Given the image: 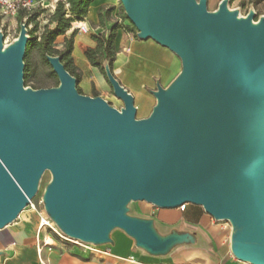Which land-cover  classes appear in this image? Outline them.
Masks as SVG:
<instances>
[{
    "label": "water",
    "instance_id": "1",
    "mask_svg": "<svg viewBox=\"0 0 264 264\" xmlns=\"http://www.w3.org/2000/svg\"><path fill=\"white\" fill-rule=\"evenodd\" d=\"M119 1L139 39L181 61L178 76L152 92L156 102L144 119L135 118L133 97L107 65L119 110L79 93L58 57H46L56 87L25 88L26 24L7 47L0 34V230L48 171L42 204L68 238L100 246L119 228L138 248L164 254L191 236L160 237L127 205L193 204L229 223L238 261L264 264V17L253 26V16L237 19L225 0L215 13L206 0Z\"/></svg>",
    "mask_w": 264,
    "mask_h": 264
},
{
    "label": "crops",
    "instance_id": "2",
    "mask_svg": "<svg viewBox=\"0 0 264 264\" xmlns=\"http://www.w3.org/2000/svg\"><path fill=\"white\" fill-rule=\"evenodd\" d=\"M114 4L115 0H93L81 21L88 32L78 34L75 31L77 24L73 22L66 33L56 39L60 49L65 38L73 37L71 57L80 75L77 87L86 96L104 98L100 93L110 87L99 69L90 65L85 51L95 48L93 35L109 32L113 23L109 19L111 13L105 17V12ZM100 11L104 16L102 23L98 21ZM114 48L113 76L133 97V104L138 100L147 104L156 102L152 92L158 85L166 88L181 71L179 57L152 39L133 38L118 29ZM127 207L134 209L133 215L127 213L129 216L150 221L158 236L186 234L192 240L175 243L166 253L153 255L138 248L135 240L123 230L114 228L109 233L110 242L98 246L101 251L108 249L110 255H97L76 245L58 244L52 237L45 238L53 245L46 246L39 257V224L35 213L27 209L0 230V264H41L40 260L45 264H129L125 261L129 256H134L137 264H242L231 252L229 227L222 230L201 206L186 204L180 211L178 208H158L145 201H132Z\"/></svg>",
    "mask_w": 264,
    "mask_h": 264
},
{
    "label": "rangeland",
    "instance_id": "3",
    "mask_svg": "<svg viewBox=\"0 0 264 264\" xmlns=\"http://www.w3.org/2000/svg\"><path fill=\"white\" fill-rule=\"evenodd\" d=\"M195 1L199 2V0H195ZM222 1L223 0H206L205 1L206 11L208 13L217 12L218 6ZM225 1H226L227 9L230 12H236L237 15H239L240 17H247L248 15H251L253 16L252 21L254 22H257L261 17H264V0H225ZM34 12H39V14L34 20L28 22V24L31 26L30 28H27V30L29 31L28 32L29 37L31 35L38 37L41 34L44 26L48 23L50 16L53 14V13H50L48 9L35 10L31 14H33ZM109 19L112 21L113 25L116 24L117 26L120 27V29H122V31L129 33L133 38H136L137 31L127 19L125 11L119 0H115V4L113 6V10L110 14ZM35 23L37 25L36 31L33 32ZM50 26L52 27L53 25H50ZM127 27H129L130 29H126ZM0 29H1L0 34L2 35V45L4 48L5 46L12 44L14 40L18 37L19 30H20V22L16 18H9L8 20L4 21L2 25L0 24ZM56 45L58 47L57 42H56ZM29 61H30V70H31L30 71L31 72V83H29L27 86H24V87L33 89L32 87L34 86L35 83L42 82V81L52 86L53 85L52 81H49L47 79V75L51 72L52 69L49 66L42 64L39 56L35 52L30 53ZM104 65H107V63L104 62ZM56 81L57 83H59L57 77H56ZM100 94L104 97L102 99L105 100L113 108L117 110L122 108L123 106L122 102L114 96L111 87H107V89L105 91H102ZM154 104H155V100H153L149 104L145 103L142 100L141 101L138 100L134 104L135 107L137 105L135 118L143 119L147 117ZM50 180H51V174L48 171H45L39 179L38 186H37L38 187L37 193L31 200L38 213L44 210V207L42 204V195L45 191L46 186L49 184ZM27 209L28 208H25L24 210H27ZM33 212L35 213L37 220H38V224H39L38 214L35 211ZM127 213L133 215L134 214L133 207H127ZM217 223L219 224V227L221 229L225 228L228 225V222L226 221H217ZM227 235L228 233L224 235V238H226ZM44 236L45 238H48V239L53 237L56 243L58 244L70 245V246L74 245V244L60 240L58 236L52 230L48 228L40 229L39 237H38L40 244L42 243V238ZM83 244L86 246V249L88 250L100 249L98 246H94V245L86 244V243H83ZM242 264H246V263H242Z\"/></svg>",
    "mask_w": 264,
    "mask_h": 264
},
{
    "label": "trees",
    "instance_id": "4",
    "mask_svg": "<svg viewBox=\"0 0 264 264\" xmlns=\"http://www.w3.org/2000/svg\"><path fill=\"white\" fill-rule=\"evenodd\" d=\"M93 0H60L55 8V11L50 16L48 23L44 26L41 34L37 37L31 35L27 41L25 48V55L23 58L24 70H23V82L24 86H27L31 83V70H30V61L29 55L31 52H35L41 63L49 66V63L46 60L47 56L58 57L64 69L76 80V88L79 93L80 90L77 87V84L80 79L79 72H77L75 66L73 65V60L71 57L73 49V37L65 38L62 43V48L59 49L56 45L57 37L64 35L66 31L71 27L73 22L83 21L88 13L89 5ZM112 8H109L105 12V17H107ZM39 12H34L30 14L28 22L34 20ZM23 13L19 14L18 20L21 21ZM104 16L101 14V11L98 13V21L102 23ZM50 25H53L52 27ZM36 23L34 25V31H36ZM120 29L116 24L112 25L107 34L102 35H93L92 39L95 41L96 46L93 49H87L85 51V56L89 61L90 65L99 69V71L105 77L104 72V62L107 63L108 68L112 71V64L116 55L114 48V39L116 37L117 30ZM126 29H130L127 27ZM47 79L52 81V86L56 87L58 85L56 81V76L54 72H51L47 75ZM106 79V77H105ZM107 81V79H106ZM51 85L46 82H37L32 87L34 90L42 88H51Z\"/></svg>",
    "mask_w": 264,
    "mask_h": 264
},
{
    "label": "built area",
    "instance_id": "5",
    "mask_svg": "<svg viewBox=\"0 0 264 264\" xmlns=\"http://www.w3.org/2000/svg\"><path fill=\"white\" fill-rule=\"evenodd\" d=\"M60 0H0V24L2 25L4 21L8 20L9 18H16L18 19L19 14L23 13V17L20 21V24H26L27 28H30L31 26L28 24V18L30 14L39 9H48L50 13H53L55 11L56 5ZM76 23L75 31L78 34H86L88 32V29L86 26L81 22H74ZM1 31V29H0ZM28 31V30H27ZM29 32V31H28ZM29 36V35H28ZM186 207V204H182L178 207V210L183 211ZM32 211H35L38 214L39 217V225H38V233L40 232V229L48 228L52 230L60 240L77 245L83 249H86V246L78 241L71 238H68L65 236L57 227L56 225L49 219L47 216L45 210H42L40 213L36 211V208L32 201L28 203V206L26 207ZM231 231V227L228 223L227 225ZM59 230V231H57ZM51 237V236H49ZM52 238V237H51ZM53 243H47L45 241V236L42 238V243L37 248V253L40 257V254L42 253L43 249L47 246H51ZM92 253L97 255H110V251L108 249H105L103 251L101 250H90ZM129 264H137L134 256H129L125 259ZM41 264H45L43 261L40 260ZM247 264V263H246Z\"/></svg>",
    "mask_w": 264,
    "mask_h": 264
},
{
    "label": "bare ground",
    "instance_id": "6",
    "mask_svg": "<svg viewBox=\"0 0 264 264\" xmlns=\"http://www.w3.org/2000/svg\"><path fill=\"white\" fill-rule=\"evenodd\" d=\"M241 18L245 19L246 17H240L239 15L237 16V19H241ZM257 24H258V22H252L253 26H256ZM162 27H165V25H162ZM5 47H7V46H5ZM3 51H4V49H3ZM218 80H219V83L221 84L220 88H221V91L223 92L224 101H225L226 105L228 106V103H227L228 87H227L226 83L224 84L221 76L218 77ZM227 109H228V112H227L228 115H229V113L231 114V111L229 110V108H227Z\"/></svg>",
    "mask_w": 264,
    "mask_h": 264
}]
</instances>
